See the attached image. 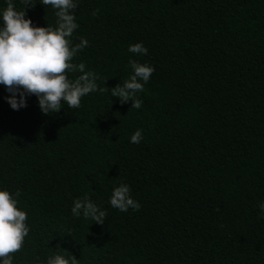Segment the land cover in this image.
<instances>
[{"label":"trees","instance_id":"1","mask_svg":"<svg viewBox=\"0 0 264 264\" xmlns=\"http://www.w3.org/2000/svg\"><path fill=\"white\" fill-rule=\"evenodd\" d=\"M40 2L25 18L56 27V9ZM74 2L69 39L88 46L71 62L108 91L44 114L35 95L12 109L0 84V190L29 228L13 264L57 254L77 264H264V0ZM6 7L0 0V26ZM138 42L147 55L128 50ZM130 60L154 68L139 109L111 95L133 74ZM121 183L139 210L110 205ZM85 196L106 212L103 225L72 214Z\"/></svg>","mask_w":264,"mask_h":264},{"label":"clouds","instance_id":"2","mask_svg":"<svg viewBox=\"0 0 264 264\" xmlns=\"http://www.w3.org/2000/svg\"><path fill=\"white\" fill-rule=\"evenodd\" d=\"M23 11H17L12 0H7V7L2 12L3 26H0V84L4 85L10 96L8 103L14 110L26 107V97L35 95L42 113L53 114L62 108V101L71 109H78L81 98L89 93L107 92V88H98V77L92 71H85L84 63H72L74 56L88 46L83 37L80 42L71 45L70 37L78 28L73 10L77 7L74 0H41L40 3L56 9V27L47 25L33 26L31 19L25 18V10L34 7L32 0H21ZM98 11V10H97ZM94 15L96 13H93ZM131 53L147 55L148 49L142 42L134 43L128 49ZM133 74L117 84L111 95L118 97L121 104L131 100V107L139 109L142 102L136 93L142 92L154 72V68L129 61ZM81 73L75 80H70L68 73ZM143 81V83L141 82ZM142 140L141 130H137L130 139L132 143ZM127 184L114 187L110 205L121 212L129 208L139 210L140 204L130 194ZM20 193L17 191L16 196ZM264 212V202L259 205ZM74 216L83 215L97 224H104L106 212L85 196L77 199L71 209ZM27 213L17 207V200L6 190H0V264H13L12 254L21 250L29 228L25 221ZM37 264H40L39 257ZM47 264H77L76 257L71 261L57 254L47 259Z\"/></svg>","mask_w":264,"mask_h":264}]
</instances>
